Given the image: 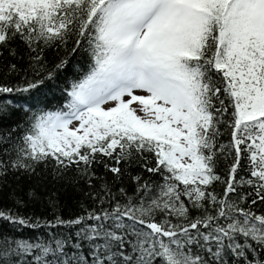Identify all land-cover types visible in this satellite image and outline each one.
I'll return each instance as SVG.
<instances>
[{
    "label": "snow or ice",
    "instance_id": "6c2138e0",
    "mask_svg": "<svg viewBox=\"0 0 264 264\" xmlns=\"http://www.w3.org/2000/svg\"><path fill=\"white\" fill-rule=\"evenodd\" d=\"M0 264H264V0H0Z\"/></svg>",
    "mask_w": 264,
    "mask_h": 264
},
{
    "label": "trees",
    "instance_id": "16d2710c",
    "mask_svg": "<svg viewBox=\"0 0 264 264\" xmlns=\"http://www.w3.org/2000/svg\"><path fill=\"white\" fill-rule=\"evenodd\" d=\"M80 197L79 196H73L71 198V200H68V199H64L62 200V204L64 205L63 207V214L65 216L71 214V213H74L78 210V205L76 204V201L79 200ZM36 234L34 232V230H31V229H24L22 233H20L19 235H23L25 237L27 236H32Z\"/></svg>",
    "mask_w": 264,
    "mask_h": 264
}]
</instances>
